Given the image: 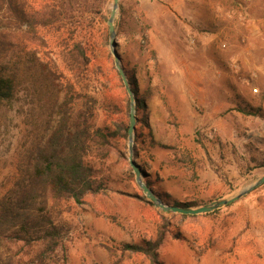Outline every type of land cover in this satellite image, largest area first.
<instances>
[{"label": "rangeland", "instance_id": "374dc122", "mask_svg": "<svg viewBox=\"0 0 264 264\" xmlns=\"http://www.w3.org/2000/svg\"><path fill=\"white\" fill-rule=\"evenodd\" d=\"M48 1L19 5L36 13ZM112 4L73 0L75 11L66 16L108 67H114ZM113 26L122 68L144 103L137 111L134 103L132 146L142 184L165 205L202 207L231 199L264 176V118L243 111L264 115V0H120ZM50 38L40 50L56 57ZM9 39L18 48L20 92L0 110V195L44 128L37 104L28 106L39 97L27 73L34 46L27 27L10 31ZM116 86L125 105V88ZM126 112L129 121L130 103ZM129 157L128 139L113 142L96 162L105 191L62 215L69 229L60 249L66 264H151L121 245L153 240L159 231L164 264H264V183L215 213L183 216L146 199Z\"/></svg>", "mask_w": 264, "mask_h": 264}, {"label": "trees", "instance_id": "16d2710c", "mask_svg": "<svg viewBox=\"0 0 264 264\" xmlns=\"http://www.w3.org/2000/svg\"><path fill=\"white\" fill-rule=\"evenodd\" d=\"M48 2L43 11L29 13L19 0H0V110L11 106L20 92L17 45L9 32L27 27L34 45L27 73L33 74L32 91L39 97L28 106L37 104L44 127L24 149L11 185L0 195V264H66L60 249L69 229L61 217L70 204L80 205L87 195L105 191L96 177L98 157L113 142L128 139L130 100L126 90L125 105L116 93V83L124 88L118 72L95 57L84 37L75 36L76 27L66 19L75 11L73 0ZM49 35L56 57L40 50ZM107 43L106 34L102 44ZM131 91L137 111L144 103L133 87ZM243 111L264 118L260 109ZM171 206L200 205L173 201ZM164 238L159 231L155 239L122 244L121 250L164 264L159 255Z\"/></svg>", "mask_w": 264, "mask_h": 264}, {"label": "water", "instance_id": "95a60500", "mask_svg": "<svg viewBox=\"0 0 264 264\" xmlns=\"http://www.w3.org/2000/svg\"><path fill=\"white\" fill-rule=\"evenodd\" d=\"M120 0H113V4L111 7V11H110V17L107 23L108 26V31H109V48H110V52L112 54L113 57V61H114V67L116 69V71L118 72L124 88L129 96V100H130V114H129V126H128V151L130 154L129 157V161H130V165L133 167L134 173L136 175V182L137 185L139 186V188L142 190V192L145 194L146 199L153 203L157 208H159L160 210L164 211V212H171L174 214H181V215H189V216H195V215H200V214H207L210 213L222 206H227L232 204L233 202L239 200L240 198H242L243 196H245L247 193H249L250 191L256 189L257 187H259L260 185H262L264 183V176H262L256 183L250 185L249 187L241 190L235 197L231 198V199H225V200H221L218 202H215L211 205L208 206H203V207H199V208H180V207H175V206H171V205H165L160 199H158L153 192L147 188L144 184H142V182L139 179V173L138 170L136 168V164L132 158V146H133V137H134V130H135V115H134V95L133 92L131 91L128 79H127V75L124 71V69L122 68L121 65V59L119 54L117 53L116 50V41H115V31H114V26H113V21H114V17L117 13L118 10V4H119Z\"/></svg>", "mask_w": 264, "mask_h": 264}]
</instances>
